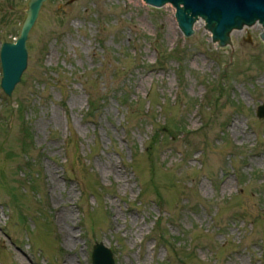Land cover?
Returning a JSON list of instances; mask_svg holds the SVG:
<instances>
[{
	"label": "rangeland",
	"instance_id": "1",
	"mask_svg": "<svg viewBox=\"0 0 264 264\" xmlns=\"http://www.w3.org/2000/svg\"><path fill=\"white\" fill-rule=\"evenodd\" d=\"M28 3L0 0V48ZM175 12L46 0L11 96L0 61V264H264L262 26L221 46Z\"/></svg>",
	"mask_w": 264,
	"mask_h": 264
},
{
	"label": "water",
	"instance_id": "2",
	"mask_svg": "<svg viewBox=\"0 0 264 264\" xmlns=\"http://www.w3.org/2000/svg\"><path fill=\"white\" fill-rule=\"evenodd\" d=\"M45 1L29 0L19 37L13 42L4 41L1 45V87L9 96L21 81L28 66L27 42ZM144 1L155 7L172 4L176 8L178 24L186 36L194 33L196 21L203 18L204 26L211 32L213 41L221 46L231 44L230 32L233 29H243L245 25L258 23L262 26L261 38L264 40V0ZM257 115L264 117V103L258 107ZM92 264H116L114 251L103 241H97L93 246Z\"/></svg>",
	"mask_w": 264,
	"mask_h": 264
},
{
	"label": "trees",
	"instance_id": "3",
	"mask_svg": "<svg viewBox=\"0 0 264 264\" xmlns=\"http://www.w3.org/2000/svg\"><path fill=\"white\" fill-rule=\"evenodd\" d=\"M158 60H159V58H158ZM94 100L95 99H93V98L91 99V97L89 98V102H90V107L91 108H93L95 106V101ZM17 111L19 113H22V111H23V105H22V103H18V105H17ZM27 129H28V126H25L24 125L23 130H24V132H26V134H25L26 139L29 138V137H31V135L27 131ZM26 139H24V140H26ZM24 140H23L24 144H26V147H28V143L26 141H24ZM24 150H25L26 153L28 152V148H25Z\"/></svg>",
	"mask_w": 264,
	"mask_h": 264
},
{
	"label": "bare ground",
	"instance_id": "4",
	"mask_svg": "<svg viewBox=\"0 0 264 264\" xmlns=\"http://www.w3.org/2000/svg\"><path fill=\"white\" fill-rule=\"evenodd\" d=\"M199 23H201V24H205V19H203V18H199L197 21H196V23H195V25L196 24H199ZM256 25H260L259 23L258 24H256ZM245 26H247V25H245ZM244 26V27H245ZM243 27V28H244ZM235 29H233L231 32H230V34L234 31ZM236 129L237 128H239V124L238 123H236ZM64 214H65V216H68L69 215V211H67V212H64ZM67 239H68V241H71V240H73V238L75 237V233H73L71 230H68V232H67Z\"/></svg>",
	"mask_w": 264,
	"mask_h": 264
}]
</instances>
